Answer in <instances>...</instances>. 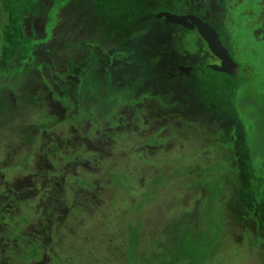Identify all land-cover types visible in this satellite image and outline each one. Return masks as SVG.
I'll return each mask as SVG.
<instances>
[{"label": "rangeland", "instance_id": "obj_1", "mask_svg": "<svg viewBox=\"0 0 264 264\" xmlns=\"http://www.w3.org/2000/svg\"><path fill=\"white\" fill-rule=\"evenodd\" d=\"M119 1L106 6L108 14L120 5ZM146 2L143 0L142 4ZM229 11L226 26L232 34L230 49L241 63L237 73L241 82L231 93L232 104L223 110L235 117L240 127L237 122L223 123V117L217 119L207 111L206 117L198 121L193 116L177 125L172 121L166 135L160 134L164 124L154 131L148 130L154 120L137 128L125 121L128 126L119 128L122 118L119 115L114 120V114L120 111V105L134 102L138 84L151 77L149 70L131 72L125 82L130 77L140 82H133V87L125 84L117 99L113 95L103 100L92 89L89 99L80 102L79 96L85 92L81 86L74 94L78 103L72 100V120L67 118L46 129L69 136L72 123L80 136H89L96 145L98 137L85 128L89 121L97 128L101 118H105L115 133L96 161L99 166L86 160L95 151L78 140L75 148L81 155V164L75 170L65 173L63 178L60 162L55 163V170L48 169L49 176L59 174L62 179L55 197L45 195L46 190L39 192L37 185L25 190L30 182L21 176L38 170L44 149L53 148L50 157L56 161L57 155L66 154L68 158L72 154V144L59 148L52 141L43 148L42 130L32 136V122L38 120V113L44 115L41 120L47 121L45 109L28 108L26 121L16 117L10 123L8 116H0V122L4 121L3 128L0 127V223H9L0 224V241L4 237L10 243L6 253L0 249V264H264V237L257 229L258 223L257 231L252 227L256 222L254 216L244 214L246 206L237 192V165L243 157L237 159L234 152L242 138L240 151L248 149L253 168L258 171L253 184L261 181L263 187L264 0H241ZM0 14L5 21L6 11L1 10ZM161 14L157 17L144 11L142 15L150 19L146 18L142 30L162 28L163 20L169 17ZM135 34L120 36L119 44L126 45L123 54L135 57L140 49L136 58H146L154 69L168 53L164 34L157 35L155 43L151 40V44L144 41L128 45ZM205 48L208 49L207 45ZM172 96L175 106L178 92H172ZM106 106V114L101 116L99 112ZM93 115L97 120H93ZM238 128L241 136H237ZM69 140L72 138L65 142ZM2 175L21 180V196L11 197L8 187L1 182ZM48 184L51 188L52 183Z\"/></svg>", "mask_w": 264, "mask_h": 264}, {"label": "flooded vegetation", "instance_id": "obj_2", "mask_svg": "<svg viewBox=\"0 0 264 264\" xmlns=\"http://www.w3.org/2000/svg\"><path fill=\"white\" fill-rule=\"evenodd\" d=\"M70 1L64 0L61 3L60 0H0V13L1 10L6 11V20L0 19V116H8L9 122L16 117L26 121V116L29 114L28 108L31 110L33 106H36L37 111L45 109L47 121L41 120L44 115L38 113V120L32 122L34 128L31 131L32 136L42 130L45 139L43 148L49 146L52 141L57 142L59 148L65 143L72 144V154L70 153L68 158L66 154L63 157L57 155L56 161H52L50 157V152L53 153L55 150L44 149L45 152L38 161V170L35 168L21 176L23 180L30 182V185L24 188L25 190L34 189L37 185L39 192L40 189L46 190L45 195L55 194V197L60 192L57 188L60 187L62 179L58 178L59 174L55 177L49 176L48 169L55 170L57 168L55 163L60 162L63 167L61 171L63 178L65 173L75 170L81 164V155L76 153L75 148L78 140L85 141L88 148L95 151V154L86 160L93 161L95 166H99L96 161L103 156L105 147L115 133L112 127L108 126L109 122L105 118H101L99 127L95 128L89 121L85 128L86 131L91 132V135L98 137L96 145L90 142L92 139L89 136H80L79 129L72 123H70L69 136H65V132L60 134L55 130L46 129V126H56L67 118L72 120V116H75V111L72 112V100L75 104L78 103L74 94L81 86L85 87V92L79 96L80 102L89 99L92 89L100 93L103 100L104 97L109 100L113 95L117 99V95L125 84L133 87V82H140L135 77H130L128 82H125L131 72L139 69L151 71V77L141 81L136 92L133 93L134 102H125L120 105V111L114 114L113 119L121 116L122 119L118 122L121 126L119 128H125V125L131 122L137 128L141 123L146 125L147 122L154 120L148 130L154 131L158 125L164 124V132L160 134L166 135L172 121H176L174 125H177L182 119L187 120L192 116L194 121H198V118L206 117L207 111L217 119L221 118V113L224 114V111L220 113L217 110L229 106L228 99L223 94L224 85L233 88L237 82L241 81L240 76L237 79L241 63L236 59L234 50L230 49L232 34L226 26L227 20L230 19V8L237 7L241 0H147L144 4L141 0H128V4L120 0V5L113 9L111 14L107 13L106 6L116 0H99L98 13L104 24L107 20L109 27L107 33L110 38L102 34L101 38H81L82 40L80 39L78 43L72 40L68 45L71 48L74 47L73 55L56 62L55 67L52 68V61L46 59L37 61L41 52V43L44 40L38 39L32 21L35 15L41 14L40 17L49 15L51 22L49 21L48 32L50 33L60 21L59 13ZM144 11L157 17L162 16L161 12H164L169 20H163L160 29L142 30L146 18L150 19L142 15ZM172 17L179 18L180 22L172 20ZM118 19L122 22L119 23ZM125 26L128 28L125 29ZM208 27L218 35L234 59L237 68L233 74L217 68L222 65V58L210 49L208 40L202 33ZM129 32L136 34L127 41L128 45H139L144 41L151 44V40L155 43L156 36L163 33L166 43L169 44L167 55L170 53L171 55L169 57L166 55L158 64L159 66L156 65L152 69L147 63L150 61L146 58L140 56L136 58L140 49L134 55L135 57L131 54H123L122 49H125L126 45L119 44V38L128 36ZM25 33H28V36ZM51 34L45 42L52 41ZM254 37L260 41V38ZM188 43L193 44L195 48L191 49ZM206 45L208 49L205 48ZM49 51L52 50L49 49ZM132 53L135 52L132 51ZM174 91L178 92L175 106H173L172 96ZM107 108L106 106L101 109L99 112L101 116L106 114ZM68 112L69 115H66ZM156 116L159 120L154 119ZM226 116H229L228 111ZM92 118L94 121L97 120L95 115ZM230 118L234 120L233 116ZM222 120L223 123L227 122L225 116ZM3 126L2 120L0 127L3 128ZM70 138L72 141L65 142ZM147 146L151 147V145ZM39 178L41 179L38 186ZM253 178V175L248 176L247 187L241 188L238 194L246 206L244 214L254 216L256 222L252 227L256 231L259 229L264 237V186L261 187V181H256L254 186ZM2 180L3 185L8 187L11 197H17L15 194H19V190L23 187L21 180H17L16 177L7 179L5 175H2ZM49 182L52 183L51 188L48 187ZM94 193L96 194V191L92 193L93 196ZM244 220L249 221V218ZM0 224L6 226L9 223ZM3 239L4 237H1L0 249L6 253L10 243ZM2 261L5 263L6 260Z\"/></svg>", "mask_w": 264, "mask_h": 264}, {"label": "trees", "instance_id": "obj_3", "mask_svg": "<svg viewBox=\"0 0 264 264\" xmlns=\"http://www.w3.org/2000/svg\"><path fill=\"white\" fill-rule=\"evenodd\" d=\"M60 2L62 3L64 2V0H60ZM97 2L99 3V0L98 1L71 0L67 4V6L64 9H62V11L59 13L58 16L60 17V21L58 24H56L53 27L52 31L50 32L52 33L51 36H53L52 41L45 42V40H47V37L50 35V33L48 32V26L50 21L49 15H45L44 17H40L41 14L35 15L36 17L32 21L35 32H37L38 39L44 40V42L41 43V52L37 61L40 62L41 60H45V59L48 61H52L51 62V64L53 65L52 68H54L56 62L58 63L62 59L69 58L70 56L73 55V52H75L73 50L74 47L71 48L68 45L70 42H72V40L74 43H78L82 40L81 38L100 37V36L102 37L103 36L102 34L108 36L107 38H110V35L107 33L109 29L107 20H106V24H104L101 21L100 15L98 13L99 10L97 8ZM139 5L142 4L139 2ZM141 10L143 11V9ZM25 34L26 36H28V33ZM48 48L52 51H49ZM224 86L225 87L223 89V94L225 95V97L228 98V102L231 105L232 104L231 93L233 92V89L237 87V84H235L233 88L232 86L229 88H227L226 85ZM238 131L239 132H237V136H241L242 132L241 130H239V128ZM240 141H242V138L241 140L239 139L237 141L238 145L235 146V151H234L235 155H237V159H240L241 156L243 157V160L240 159V163L238 162L237 165L238 182H239V188L237 189L238 193L241 192L240 189L243 188V177L241 175V169L245 166V168L248 171V176L250 177L251 175L255 177L257 173V170L253 168L254 165L252 164L251 156L247 151L248 149L242 148V151H240L241 149ZM248 183H249V179H248ZM116 188L117 187H115L114 189Z\"/></svg>", "mask_w": 264, "mask_h": 264}, {"label": "water", "instance_id": "obj_4", "mask_svg": "<svg viewBox=\"0 0 264 264\" xmlns=\"http://www.w3.org/2000/svg\"><path fill=\"white\" fill-rule=\"evenodd\" d=\"M173 17H178L176 15H173ZM172 17V20H178ZM179 21V20H178ZM210 32V35H209ZM202 33L206 36L211 48L214 50V52L216 54H218L223 62L222 65L220 67H217L218 69L222 70V71H226L229 72L231 74L234 73V71L231 70V67H237V65L235 64L234 59L232 58V56L230 55L229 51L227 48H225L222 44V42L220 41L218 35L213 33V30L211 28H206V30H204V32L202 31ZM241 175L244 178V176H246V173L248 174L247 169L245 168V166L243 167V169H241ZM244 185L245 187H247L248 182H246V178H244Z\"/></svg>", "mask_w": 264, "mask_h": 264}, {"label": "bare ground", "instance_id": "obj_5", "mask_svg": "<svg viewBox=\"0 0 264 264\" xmlns=\"http://www.w3.org/2000/svg\"><path fill=\"white\" fill-rule=\"evenodd\" d=\"M209 46H210V44H209ZM210 49L214 52V50L211 48V46H210ZM215 53V52H214ZM216 54V53H215ZM231 70L232 71H235V67L233 66V67H231Z\"/></svg>", "mask_w": 264, "mask_h": 264}]
</instances>
